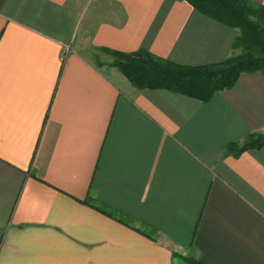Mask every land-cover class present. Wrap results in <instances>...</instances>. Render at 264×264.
Wrapping results in <instances>:
<instances>
[{
    "label": "crops",
    "instance_id": "1",
    "mask_svg": "<svg viewBox=\"0 0 264 264\" xmlns=\"http://www.w3.org/2000/svg\"><path fill=\"white\" fill-rule=\"evenodd\" d=\"M238 34L184 0H0V264H264V148L223 156L264 134V75L200 102L96 64Z\"/></svg>",
    "mask_w": 264,
    "mask_h": 264
},
{
    "label": "trees",
    "instance_id": "2",
    "mask_svg": "<svg viewBox=\"0 0 264 264\" xmlns=\"http://www.w3.org/2000/svg\"><path fill=\"white\" fill-rule=\"evenodd\" d=\"M184 1L201 15L238 30L232 45L234 52L227 59L215 64L184 66L145 49L130 53L102 49L110 58L104 65L118 69L136 89L166 90L200 102H207L216 92L232 88L241 74L264 75V6L251 0ZM262 148L264 134L251 133L240 142L226 145L223 156L236 158L246 151ZM185 260L200 264L192 259Z\"/></svg>",
    "mask_w": 264,
    "mask_h": 264
},
{
    "label": "rangeland",
    "instance_id": "3",
    "mask_svg": "<svg viewBox=\"0 0 264 264\" xmlns=\"http://www.w3.org/2000/svg\"><path fill=\"white\" fill-rule=\"evenodd\" d=\"M236 53H239V50H237ZM105 55H106V54H105ZM107 58H108V59L106 60V62L103 61V60L101 61V59H99V58L96 59V64H98L100 67H101V66H104L105 63H108V62L110 61V60H109L110 58H109L108 56H107ZM107 61H108V62H107ZM105 66H106V65H105Z\"/></svg>",
    "mask_w": 264,
    "mask_h": 264
}]
</instances>
